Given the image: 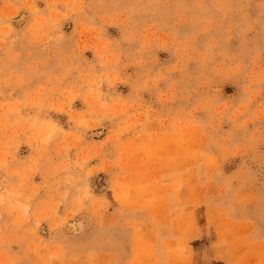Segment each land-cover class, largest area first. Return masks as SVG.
Here are the masks:
<instances>
[{"label": "rangeland", "instance_id": "1", "mask_svg": "<svg viewBox=\"0 0 264 264\" xmlns=\"http://www.w3.org/2000/svg\"><path fill=\"white\" fill-rule=\"evenodd\" d=\"M0 264H264V0H0Z\"/></svg>", "mask_w": 264, "mask_h": 264}, {"label": "bare ground", "instance_id": "2", "mask_svg": "<svg viewBox=\"0 0 264 264\" xmlns=\"http://www.w3.org/2000/svg\"><path fill=\"white\" fill-rule=\"evenodd\" d=\"M78 224V223H77ZM80 226V225H79Z\"/></svg>", "mask_w": 264, "mask_h": 264}]
</instances>
